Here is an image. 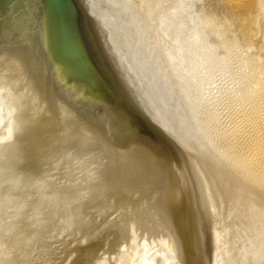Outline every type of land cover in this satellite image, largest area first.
<instances>
[{
	"label": "water",
	"instance_id": "water-1",
	"mask_svg": "<svg viewBox=\"0 0 264 264\" xmlns=\"http://www.w3.org/2000/svg\"><path fill=\"white\" fill-rule=\"evenodd\" d=\"M147 0H0V264H264V176L187 112Z\"/></svg>",
	"mask_w": 264,
	"mask_h": 264
},
{
	"label": "rangeland",
	"instance_id": "rangeland-1",
	"mask_svg": "<svg viewBox=\"0 0 264 264\" xmlns=\"http://www.w3.org/2000/svg\"><path fill=\"white\" fill-rule=\"evenodd\" d=\"M159 1L166 3V7H169L172 5L174 0H147L146 4L144 5V10L158 41V44L161 48L163 56L166 60V63H169L168 61L170 59V56L174 55L179 50V48L174 46L176 40L179 39L184 34V32H186V34L188 33L187 29L184 30L185 28H187L185 27L187 20L186 17H182L184 20H182L181 18V21L184 25V27H182V30L184 32L181 30L182 35L179 33L177 35V32L175 33L171 28L174 26V23L172 24V22H170L171 24H168L161 21L160 16L164 12L162 9H158ZM185 1L187 3V13L188 15L192 16L194 23L197 25H199L201 22L203 23V25L206 24L204 25V27L206 26L204 28L206 36L202 41H200V44L198 46H205V44L210 45L207 57V68H202L199 71L197 70L195 73L198 72L197 76H201L202 74H206L207 72L209 74V77H211L209 78L211 80L208 85H196L194 86L195 88H189L188 92L191 94H189L190 97L193 95L191 97L192 100L195 98L193 101H195L196 97H199L201 94H207L205 95L207 96L205 98H209V100L207 101L206 99V102L203 103L204 106L201 105L202 107H199L197 114L200 122L203 123L202 125L207 126V130L211 131H207L209 135L215 136L217 142L216 144L220 142L221 144H218L220 146L219 148L223 150L224 148H222V138L224 136L219 135V133L222 134L226 133L227 131H231L230 129H233V125L235 124L241 126L242 128H245L244 123H246L245 125H247V122H250L249 115L252 112L253 108H251L252 106H250V102L247 101V99L243 98V96L245 95L243 93L244 88H246L249 83V81L246 80L244 76H246V74L251 75V70L253 69V62L251 63V61H255L259 57V54L260 56L264 54V19H260V26L258 25L259 28L252 27V29L250 30L246 27H243L241 19L239 20V17L236 16L235 13L231 12L232 10L230 9V7H228V4L224 0ZM203 18L205 20H203ZM207 20H210L213 23L209 22L210 24L208 25ZM212 45H214L215 48ZM187 53L184 52L181 57L177 58V61H175L176 67L184 68L186 65L192 64V53ZM189 54H191L190 57ZM249 62L252 65H250V67L248 64ZM185 73L186 74H184L183 77L184 85L185 83L188 84L187 82L191 78V75H189L190 72ZM250 75L246 77H249L248 79H250ZM217 129L219 130L217 131Z\"/></svg>",
	"mask_w": 264,
	"mask_h": 264
},
{
	"label": "bare ground",
	"instance_id": "bare-ground-1",
	"mask_svg": "<svg viewBox=\"0 0 264 264\" xmlns=\"http://www.w3.org/2000/svg\"><path fill=\"white\" fill-rule=\"evenodd\" d=\"M224 1L228 4V7H230V9L232 10L231 12L235 13V15L239 17V20L241 19L242 21L241 23L243 24V27H246L251 30L252 27L255 28L258 27L260 19H264V0H224ZM165 4L166 3H163L162 1L158 2V9L160 10L162 9L164 12L160 16V19L164 23H168V24L170 22H172V24L174 23V26L172 25L174 29L173 27L171 28L172 31L174 30L175 33L177 32V35L178 33L182 35L181 30L182 27H184L181 18L186 17L187 20L185 26L187 28H185L184 30L187 29L188 33L186 34V32L182 30L184 34L180 38L178 37L179 39H177L176 43L174 44V46L179 48V50L174 55L170 56V59L168 61L169 63H167L187 112L193 118L195 123L198 125V127L203 132L205 137L208 139L210 144L213 146L215 151L221 157V159L226 164L228 169L231 171L233 176H264V54L261 56L259 54V57L255 61L253 60L251 61V63L253 62L252 63L253 69L251 70L252 71L251 75L246 74V76L249 75L251 76L250 79H248L249 77L244 76L246 80L249 81V83L248 86H246L247 83L246 85L244 84L246 88H244L243 91V93L245 94L243 98L247 99V101H249L251 104L250 106H252L251 108H253L252 112L249 115V120L251 123L249 122L250 123L249 124L247 122V125H245L246 123H244L246 130L245 128H242L241 126L235 124L233 125L234 127L233 129L230 127L231 131H227L226 133L221 132L223 135L219 133V135L224 136L222 138L223 147L221 146L224 149L221 150L219 148L220 146L218 145L220 142L217 140L219 143L216 144L217 142L215 136L209 135L207 131L210 130H207L208 128L207 126L202 125L203 123L200 122V119L197 114L199 107H202L201 105H203V103L206 102L207 98L205 97L207 96L205 95L207 94L204 95L201 94L199 97H196L195 101H193L195 98L192 100L191 97L193 95L190 97L191 94L188 92L189 88L194 87L196 85H200V86L208 85L211 80L209 79L211 77H209V74L206 72L207 69L205 71L206 74H202L201 76H197L198 72L195 73L197 70L199 71L202 68H207V64H208L207 57H208V51L210 45L205 44V46H201V47L198 46L200 44V41H202L206 36L204 31V28L206 27V26L204 27V25L206 24L203 25V23L201 22L199 25H197L194 23L192 16L188 15L187 13V7H186L187 3L185 0H174L172 5L170 4L171 6L169 7L168 6L166 7ZM182 20L184 19L182 18ZM203 20L205 19L203 18ZM207 22L209 25L210 24L209 22L212 21L207 20ZM200 32H204V33H200ZM212 46L214 47V45ZM184 52L192 53V55L189 54V57L190 55L193 56L192 64H188L184 68L176 67L175 61H177V58L181 57ZM248 64L250 67L251 65L250 62ZM185 72H190L189 75H191V78L187 82L188 84L185 83V85L187 86L183 84L184 81L183 77L184 74H186ZM208 100L209 98L207 99V101ZM218 130L219 129H217V131Z\"/></svg>",
	"mask_w": 264,
	"mask_h": 264
}]
</instances>
